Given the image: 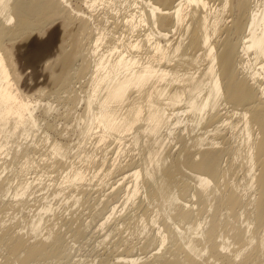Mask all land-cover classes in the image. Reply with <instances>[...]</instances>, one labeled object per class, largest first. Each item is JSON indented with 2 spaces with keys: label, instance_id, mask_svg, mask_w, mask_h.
Here are the masks:
<instances>
[{
  "label": "bare ground",
  "instance_id": "bare-ground-1",
  "mask_svg": "<svg viewBox=\"0 0 264 264\" xmlns=\"http://www.w3.org/2000/svg\"><path fill=\"white\" fill-rule=\"evenodd\" d=\"M0 264H264V0H0Z\"/></svg>",
  "mask_w": 264,
  "mask_h": 264
},
{
  "label": "rangeland",
  "instance_id": "rangeland-1",
  "mask_svg": "<svg viewBox=\"0 0 264 264\" xmlns=\"http://www.w3.org/2000/svg\"><path fill=\"white\" fill-rule=\"evenodd\" d=\"M27 69H32V68H27ZM40 79H42L43 77H39ZM41 84V83H40ZM38 87V85H34L32 87V90L33 89H36ZM51 87V86H50ZM81 251V252H80ZM82 256L83 255H88L89 254H92V250H91V246H82L81 250L78 251ZM83 253V254H82Z\"/></svg>",
  "mask_w": 264,
  "mask_h": 264
}]
</instances>
